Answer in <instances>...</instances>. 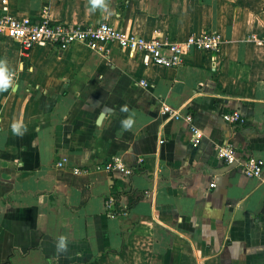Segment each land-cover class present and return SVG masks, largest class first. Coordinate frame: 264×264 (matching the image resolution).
I'll return each instance as SVG.
<instances>
[{"label": "crops", "instance_id": "crops-1", "mask_svg": "<svg viewBox=\"0 0 264 264\" xmlns=\"http://www.w3.org/2000/svg\"><path fill=\"white\" fill-rule=\"evenodd\" d=\"M5 7L19 19L108 23L162 42L213 33L222 47L164 68L110 45L24 55L0 37V61L17 76L0 91L1 264H264V175L248 179L218 158L233 145L264 166V47L252 41L264 37V0H101L95 9L90 0H0ZM125 106L132 131L121 129ZM164 106L193 115L197 147ZM232 112L244 128L224 122ZM110 162L133 175L99 169Z\"/></svg>", "mask_w": 264, "mask_h": 264}, {"label": "built area", "instance_id": "built-area-1", "mask_svg": "<svg viewBox=\"0 0 264 264\" xmlns=\"http://www.w3.org/2000/svg\"><path fill=\"white\" fill-rule=\"evenodd\" d=\"M0 37L19 43L23 54L27 55L36 47H53L61 52H66L75 44H84L92 50H99L103 46H117L127 51L133 58L142 57L145 67L160 66L164 68H179L186 64L187 58L193 50L206 53L220 52L222 39L218 34H203L199 37L191 36L185 42H162L159 39H145L141 36L124 32L108 23L98 25H68L53 22L46 14L40 21L32 18L19 19L13 17L8 8L0 10ZM252 41L264 47V37H252ZM13 83L17 80L15 74H10ZM146 87V82H141ZM162 114L169 119L184 121L190 125L194 135V146L197 147L201 134L194 125L191 113L185 115L168 106L162 108ZM223 120L226 124L244 126L245 119L239 112L225 114ZM218 158L227 166L236 165L240 172L248 179L261 180L264 175L263 163L247 153L239 151L233 145H225L218 149ZM67 163L66 159L58 162L57 167L62 168ZM106 172L119 171L126 176H132L133 171L126 168L121 162H110L101 166ZM81 174L80 170H76ZM215 187V185H214ZM114 200L106 203V210L113 211Z\"/></svg>", "mask_w": 264, "mask_h": 264}, {"label": "clouds", "instance_id": "clouds-1", "mask_svg": "<svg viewBox=\"0 0 264 264\" xmlns=\"http://www.w3.org/2000/svg\"><path fill=\"white\" fill-rule=\"evenodd\" d=\"M101 0H90V4L93 9H95ZM13 81L10 79L8 68L6 62L0 61V91L7 90L12 87ZM122 112L128 113L127 117L120 121L122 131H132L136 125L135 113L130 112L129 109L125 106L121 108ZM11 131L13 135L22 136L25 131V127L22 122L13 121L11 124ZM66 249V237L60 236L58 238L57 250Z\"/></svg>", "mask_w": 264, "mask_h": 264}, {"label": "trees", "instance_id": "trees-1", "mask_svg": "<svg viewBox=\"0 0 264 264\" xmlns=\"http://www.w3.org/2000/svg\"><path fill=\"white\" fill-rule=\"evenodd\" d=\"M245 126H243V128H244ZM129 193H132V191L131 192H127V193H124V194H122V195H127V194H129ZM115 195V197L116 198H119L121 195L120 194H114ZM1 264V263H0ZM91 264V263H90ZM92 264H94V263H92Z\"/></svg>", "mask_w": 264, "mask_h": 264}]
</instances>
